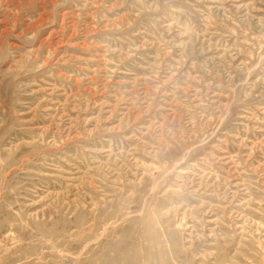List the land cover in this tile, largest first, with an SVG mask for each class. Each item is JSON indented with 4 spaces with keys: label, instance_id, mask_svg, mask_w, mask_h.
Masks as SVG:
<instances>
[{
    "label": "rangeland",
    "instance_id": "obj_1",
    "mask_svg": "<svg viewBox=\"0 0 264 264\" xmlns=\"http://www.w3.org/2000/svg\"><path fill=\"white\" fill-rule=\"evenodd\" d=\"M0 264H264V0H0Z\"/></svg>",
    "mask_w": 264,
    "mask_h": 264
}]
</instances>
